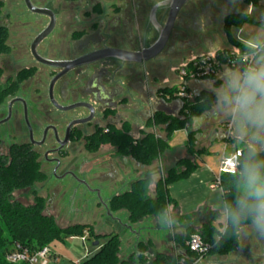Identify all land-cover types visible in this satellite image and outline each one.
<instances>
[{"label":"flooded vegetation","instance_id":"af4514ba","mask_svg":"<svg viewBox=\"0 0 264 264\" xmlns=\"http://www.w3.org/2000/svg\"><path fill=\"white\" fill-rule=\"evenodd\" d=\"M114 2L117 6L113 5L102 17H93L92 20L85 16L86 22L92 27L79 30L81 33L78 37L70 39L69 35H74L77 31L73 29L70 33L63 18L56 41L41 48L54 28L37 45L36 50L41 57L62 62L63 67L46 65L33 55L31 46L40 32L30 45L34 63H22L16 70L18 67L13 66L15 74L13 69L0 64L3 69L1 84L5 97L8 98L0 104V155L8 159L7 165L11 166L15 159L22 158L19 155L13 157L15 151L17 154L29 152L38 165L40 175V180L36 178L32 184L13 192V196L16 192H24L34 197L28 205L14 198L25 206L37 204L40 197L44 207H50L53 200L46 199L44 194L47 195L49 191L48 182L55 180L51 197L65 195L64 182L68 181L97 193L100 203L98 206L110 207L111 199L116 196L113 193L116 179L122 177L126 180L132 173L127 165L132 156L120 153L119 148L111 143L100 145L99 150L105 145L110 146L114 156L102 163L105 167L101 166L100 171L91 177V181L82 172L85 168L84 161L81 166V163L70 160V149L74 151L77 146H80V154L93 153L88 151L87 145H91L92 137L96 135L120 131L140 139L149 127L151 112L155 115L160 107V88L153 77L156 71L149 68V61L132 63L104 58L67 69L69 62L97 51L119 49L141 52L156 41L160 26L158 30L154 28L150 19L154 5L144 11L139 6V0ZM223 5L222 7L218 0H190L183 6L163 50L167 52L168 61L201 54L202 51H199L210 40L218 38L225 31V19L232 11L225 13L227 6ZM95 9L96 6L91 13ZM129 9H132L131 15L128 13ZM168 11V7L155 10L156 24L165 23ZM57 21L56 15V24ZM8 28L10 33L11 29ZM120 29L126 30V34L118 35ZM87 35L92 38L86 46L74 47L77 40ZM151 36H154L152 41L149 39ZM9 41L8 36L10 51L5 54L14 52L22 60V56L26 55V41ZM6 73L8 74L5 76ZM75 104L79 105L69 108ZM134 127L137 136L134 135ZM29 159L25 157V160ZM26 165L29 163L25 162L24 166ZM96 182L100 185H95ZM106 191L110 195H102ZM247 244L249 243L244 246ZM251 246L248 253H242L238 249L224 256L222 264H264V245L254 241Z\"/></svg>","mask_w":264,"mask_h":264},{"label":"trees","instance_id":"16d2710c","mask_svg":"<svg viewBox=\"0 0 264 264\" xmlns=\"http://www.w3.org/2000/svg\"><path fill=\"white\" fill-rule=\"evenodd\" d=\"M76 2L78 0H66ZM248 1V0H247ZM4 6V0H0V14ZM250 21L246 13H232L225 19V32L231 45L239 46L243 50L247 48L237 41L231 28H240L243 24ZM9 28L0 25V56L10 51L7 42ZM3 69L0 67V104L6 99L1 77ZM178 87L161 89V95L171 100L176 98L175 93ZM216 100V95L211 91H203L192 102L184 103L181 116L178 118L167 117L164 113H156L148 123V126H155L158 132L164 131L165 135L155 132H145L140 139H135L129 134L115 132L113 134L96 135L92 137L91 145H87L90 152L98 150L101 144L111 143L119 148L120 153L132 156L136 161L143 164H150L159 157L166 148L173 133L176 130L187 129L190 145L194 142V133L189 128L193 118L199 117L203 112L209 110ZM251 147H244L239 158V168L235 175L223 174L221 177V187L224 191V199L227 205V221L224 230L217 229L212 224H204L201 229L187 228L185 233L176 234L174 240L177 244L176 253H156L153 258L148 257L149 244L138 243L139 254L132 255L128 260L120 259L119 236H110L96 254L81 264H192L194 254L186 245L191 235L201 234L205 242L211 245L209 255L226 256L238 249L240 229L252 223L251 215L245 211V206L253 201L247 198L241 190L246 183V166L252 162H260L264 168V150L257 151L252 155ZM21 156L15 159L11 166H8V159L0 155V264L9 263L5 255L18 243L31 250L39 249L50 245L54 240H64L63 231L54 225L50 218L42 216L44 203L38 198V203L33 206H25L14 199L13 192L18 188H23L33 183L37 178L38 165L29 152L18 153L14 156ZM30 158L29 160H25ZM29 165L24 166L25 162ZM181 165L186 166L184 172L179 171ZM191 169L189 160L180 161L175 167L168 169L166 176L161 179L156 188L155 198L149 196L150 179L143 178L132 184L131 190L123 194L114 196L110 201L109 212L113 208H126L130 212V219L141 221L145 216L163 214L170 202L168 185L182 177H186ZM240 214L239 223L233 222V214ZM84 227L77 225L69 229L70 236H83ZM68 232V231H66ZM51 239L50 241H48ZM182 259L184 261L182 262Z\"/></svg>","mask_w":264,"mask_h":264},{"label":"rangeland","instance_id":"374dc122","mask_svg":"<svg viewBox=\"0 0 264 264\" xmlns=\"http://www.w3.org/2000/svg\"><path fill=\"white\" fill-rule=\"evenodd\" d=\"M33 4L39 7H48L55 11L57 15V24L54 31L51 35L44 40L41 48H44L48 43H53L56 41L57 34L60 32L62 27V19L65 18V26L70 31V33L75 29L77 32L72 35L70 34V39H74L79 36L83 29H90L92 26L88 24L85 16L90 17L91 19L102 17L106 12L112 9L113 5L115 6V0H78L76 2H66L65 0H31ZM139 6L143 7V10H147L148 7L154 5L153 0H139ZM218 2L224 6L225 4L226 11L232 13L234 12H245L249 19L255 21H262L264 19V0H218ZM112 3V4H111ZM143 4V5H142ZM133 5V4H132ZM96 6L94 10V15H92V9ZM117 6V4H116ZM115 6V7H116ZM254 6L255 11L253 13H249V7ZM147 8V9H146ZM132 9H129L128 13L131 15ZM230 10V11H229ZM92 19V20H93ZM90 20V19H88ZM49 23V18L44 15L32 13L27 6L25 5L24 0H4V6L2 8V12L0 14V25H7L10 27L11 31L9 33L10 41L12 43H16L18 40L26 41V50L25 56H22V60L19 59L20 55H15L14 52L10 54H2L0 56V64L6 66L7 68H11L14 70L13 66L18 67L19 69L21 65L24 64H32L35 62L34 58L30 54V45L32 40L36 37V35L41 32ZM221 24V23H220ZM244 31L257 38L262 39L264 37V26L257 23L248 21L244 25ZM125 35L126 30L120 29L118 30V35ZM154 36L149 37L152 41ZM224 38V37H223ZM226 41H223V45H227ZM46 48V47H45ZM166 50L162 52L157 58L149 61V68L154 69L156 72L153 74L155 78V83H158V75L159 70L166 68L165 64L170 62L168 61ZM45 54V53H44ZM201 54H203L201 52ZM198 54V55H201ZM46 55V54H45ZM191 58V56H190ZM18 65V66H16ZM38 66L43 67L41 64ZM163 66V67H162ZM15 70L13 74H15ZM8 73L5 74V76ZM3 80V79H2ZM5 99L4 101H7ZM234 126L236 127L233 134H237L238 136H242L240 138V143L242 146L255 148V150L259 151L264 148L263 142H253L250 139V136L242 134L238 130V121L235 119ZM134 135L137 136L138 133L136 131V127H134ZM185 134L183 132H178L176 134L177 142L183 140V136ZM137 139V138H135ZM77 146V142L75 143ZM80 146L75 147V150L72 149L70 152V160L74 163H82L84 161L85 168L82 170L83 173L87 176L88 180L91 181V177L94 176L95 173L100 171L102 163L108 162L110 156H114L112 154L113 149L105 145L103 147L98 148L97 151L93 153L83 152V154L78 153ZM223 148L220 144L214 146L211 149L209 160L212 162L215 172L219 173V157L217 155L221 154ZM134 161V160H133ZM127 165L129 166L130 172L135 171L136 166H134V162H132L131 157H129ZM119 179V178H117ZM122 183L124 184V178H120ZM56 181L50 180L48 182V193L44 194L46 199H52L53 204L50 207H44L42 216L46 218H50L54 225L58 229L63 231L62 235L64 240H54L50 243L49 247L58 255V262L55 264H73L75 262H83L92 258L96 252L100 249V246L104 244V242L113 235L119 236L120 247H119V257L123 260H128L134 255V253H139L140 248L138 247V239H136L134 235V231H138L141 233V239L146 241L148 238V234L145 232L143 228L144 225H151L152 222H144L135 221L130 219V212L126 208H113L111 210V214L108 213L109 207L98 206L99 197L98 194L92 192L84 187L77 185L76 183L72 185L70 182L65 181V195H56L54 197L50 196L52 187L55 186ZM68 183V184H67ZM95 185H100L99 183H94ZM78 186L80 189H78ZM93 186V183H92ZM241 190L244 192L243 187ZM110 193V192H109ZM102 195L107 196L110 195L106 191ZM101 195V196H102ZM14 198L21 201L25 205L30 204L33 201V196L27 195L24 192H16L14 194ZM165 213V212H164ZM145 216L144 219H146ZM171 222H169L170 224ZM80 225L84 227L83 236H70L68 234L71 233L69 231L70 228ZM171 225V224H170ZM127 226H131L129 229ZM143 226V227H142ZM68 231V232H66ZM171 228L165 221L162 224V228L158 229L156 233H153V238L158 237L162 240H165L167 236L170 234ZM137 233V234H138ZM171 238V237H170ZM169 238V241H164L165 244L161 243L160 247H165L167 250H172L174 253V243L173 240ZM49 239L48 241H50ZM99 242L98 245H94L95 242ZM137 243V246L135 244ZM156 243V242H155ZM159 247V248H160ZM157 250H148L147 254L149 258H153L157 253ZM216 264H222L224 259L216 258Z\"/></svg>","mask_w":264,"mask_h":264},{"label":"crops","instance_id":"0c3cea01","mask_svg":"<svg viewBox=\"0 0 264 264\" xmlns=\"http://www.w3.org/2000/svg\"><path fill=\"white\" fill-rule=\"evenodd\" d=\"M254 11L255 7L251 6L249 13H253ZM234 13H240V11ZM261 20L262 21L258 22L250 19V21L257 22L264 26V19ZM245 24H243L240 28H231V33L237 41L250 45L253 41L259 42L263 39L259 40L247 34L244 31ZM223 41H226L228 44L226 46L223 45ZM230 46L232 45L229 43L227 34L224 31L218 38L210 40L206 44V47L201 49L199 53L201 51L221 50ZM193 56H196V54ZM189 58L190 57L170 59V62H166V68L164 67L159 70V74L161 72L162 73L161 75H158L157 80H159L157 87H159L160 90L164 88L178 87L179 78L176 68ZM240 72H242L240 67H230L228 65H224L221 68L220 74L216 78H202L190 81V88L196 96L203 91H211L216 95V100L212 107L203 112L199 117L193 118L191 122L189 128L194 133L193 144L190 145L189 143L187 129L176 130L168 142V147L161 155H159L158 158L153 160L150 164H143L131 157L132 162H134V166H136L135 171H132L128 178L123 181L124 184L120 179L122 177L116 179L113 193L120 195L130 191L132 184L135 181L143 178H149V196L150 198H155L157 184L166 176L169 168L173 166L175 167L183 160H189L191 165L190 172L186 177H182L168 185L167 189L170 196V202L167 205L165 213L159 215H149L146 219H142V223L152 222V224H146L144 227L142 226L148 234V239L146 241L141 239V233H138V231L133 232L136 239H138L137 243L143 242L145 245L149 244L152 250H157V253L174 254L176 253L175 249L177 248L174 236L176 234L185 233L187 228L201 229L204 224H212L217 229L224 230L227 221V205L221 185H216V179L219 177L220 170L219 173L215 172V168L210 161L211 159L209 160V155L211 149L220 144L223 148L221 154L217 155V157H219L220 165L223 156H229L237 150H242L245 147L240 143V138H242V136L233 134L236 127L234 126L235 119L233 118L231 108L222 102V85L224 81L229 74H238ZM160 100H165V102L171 106H175L179 102H181L182 105L179 107L177 116H170L159 110H156L155 113H164L170 118H178L182 115L181 111L184 106L182 100L178 98L169 100L162 95L160 96ZM153 116L154 114L151 112L150 119ZM231 122H233L232 128L229 130V124ZM155 131L157 133L160 132H158L157 127L149 126L146 132ZM178 132H183L185 134L182 138L183 140L179 142L176 140V134ZM160 133L162 136L165 135L164 131H161ZM262 150H264V148ZM185 170V165H181L179 167L180 172H184ZM165 221L171 228L170 234L165 240L158 237L152 239L154 236L153 233H156L158 229L162 228V224L165 223ZM169 222H171V225ZM127 227H130L129 229H131V226ZM169 238L173 240L175 245L174 253L171 252L172 250L169 251L165 247L162 248L159 246L161 243L165 244L164 241H169ZM254 241L264 245V237L258 234L252 223L243 226L239 231V251H243L242 253H248L251 250V245ZM137 243L135 246H137ZM245 243L249 244L244 246ZM219 257L221 259H225L224 256L210 255L203 264H216L217 260L214 259Z\"/></svg>","mask_w":264,"mask_h":264},{"label":"clouds","instance_id":"9594fccd","mask_svg":"<svg viewBox=\"0 0 264 264\" xmlns=\"http://www.w3.org/2000/svg\"><path fill=\"white\" fill-rule=\"evenodd\" d=\"M174 0H153L154 7L166 8ZM251 9V6L249 7ZM157 30L154 15L150 18ZM250 48L264 52V44L253 41ZM117 59L126 61L133 59L130 52L117 53ZM242 77V79H241ZM222 102L231 108L233 118L238 121V130L250 136L253 142H264V55L240 73H231L223 85ZM252 155L256 154L255 148ZM246 183L242 185L244 194L253 201L245 206L251 215L252 225L259 235L264 237V168L260 162H252L246 166ZM240 214H233V222L239 223Z\"/></svg>","mask_w":264,"mask_h":264},{"label":"built area","instance_id":"2783aa9c","mask_svg":"<svg viewBox=\"0 0 264 264\" xmlns=\"http://www.w3.org/2000/svg\"><path fill=\"white\" fill-rule=\"evenodd\" d=\"M259 42L264 44V37ZM241 44L247 49L243 50L239 46L232 45L221 50L207 51L182 62L176 68L179 78L178 90L175 93L176 98L182 100L183 103L192 102L196 94L190 88V81L202 78H216L224 65L240 67L243 71L247 66L253 64L264 55V52H257L255 49L250 48L249 45ZM232 123L229 124V130L232 128ZM240 156L241 150H237L229 156L222 157L219 169L220 174L216 179L217 186L221 185L223 174L235 175L238 172ZM186 245L194 254L191 260L192 264H203L207 257L210 256L211 245L205 242L199 233L191 235ZM5 258L11 264H55L59 261L58 255L49 245L31 250L18 243L14 244L13 248L6 253ZM183 261L184 259H182ZM73 264H81V262Z\"/></svg>","mask_w":264,"mask_h":264},{"label":"water","instance_id":"95a60500","mask_svg":"<svg viewBox=\"0 0 264 264\" xmlns=\"http://www.w3.org/2000/svg\"><path fill=\"white\" fill-rule=\"evenodd\" d=\"M189 1L190 0H174V2L171 4V6L168 7L169 11H168V16H167L165 23L163 25H161V24L159 25L160 29H159V34H158L156 41L152 45L143 49V51L135 52V51H124V50H119V49H104V50L97 51V52H94L92 54H88L86 56H83L78 60L69 62V65H67L68 66L67 69H72V68L79 66L81 64L91 63V62H94V61H97L100 59H104V58H116L117 59V53H120V52H130L133 55V59L126 60L124 62L141 63V62H148V61H151V60L157 58L159 56V54L164 50V48L166 47V45L169 41V38H170L172 30L175 26L176 19L178 17L180 10ZM24 2H25V5L27 6V8L32 13L45 15V16H48L50 18V22H49L48 26L37 35V37L35 38V40L32 43L31 50H32L33 55L35 56V58L38 61H40L46 65H51V66H55L58 68L63 67L62 62L45 59V58L41 57L37 53V50H36L37 45L44 38H46L55 28V24H56L55 12L53 10H51L50 8H47V7L36 6L35 4H33V2L31 0H24ZM155 10H157V8H155V7H153V9L151 10V16L152 17L155 13ZM155 23H156V20H155ZM91 38H92L91 35H87V36L83 37L82 39L77 40L74 43V47H77L78 45L86 46L89 43ZM78 105L79 104L71 105L69 108L72 109V108L77 107ZM181 105H182V103L179 102L177 105L171 106L170 104L166 103L165 100H160V107L157 110H159L161 112H165L170 116H177V112H178L179 107ZM108 213L111 214L110 212H108ZM98 244H99L98 241L94 243V245H98Z\"/></svg>","mask_w":264,"mask_h":264}]
</instances>
